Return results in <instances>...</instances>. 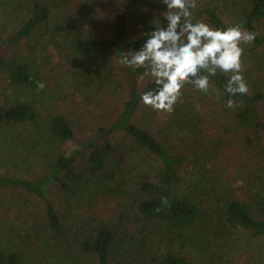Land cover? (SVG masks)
<instances>
[{
    "label": "trees",
    "instance_id": "1",
    "mask_svg": "<svg viewBox=\"0 0 264 264\" xmlns=\"http://www.w3.org/2000/svg\"><path fill=\"white\" fill-rule=\"evenodd\" d=\"M96 1L0 0V161L26 167L0 176V190L41 203L17 244L0 230V264H233L236 241H264V0H197L193 22L257 33L241 45L249 91L230 96L218 71L216 92L186 84L171 113L145 106L155 84L118 62L166 24V7L100 0L99 20ZM35 35L60 39L74 89L101 107L91 133L42 113L37 49L19 51ZM104 199L115 202L107 219Z\"/></svg>",
    "mask_w": 264,
    "mask_h": 264
},
{
    "label": "clouds",
    "instance_id": "2",
    "mask_svg": "<svg viewBox=\"0 0 264 264\" xmlns=\"http://www.w3.org/2000/svg\"><path fill=\"white\" fill-rule=\"evenodd\" d=\"M166 7L159 20L146 37L142 46L134 51L120 52L119 64L133 70L143 69L138 77L143 81L150 78L154 89L141 94V102L153 110L171 113L181 101L182 89L186 84L193 85L202 93L217 90L211 85L210 77L217 72L229 74L224 85L230 96L247 94L248 83L243 76L244 65L242 44L252 43L257 33L249 32L241 24L221 30L202 21L193 22V9L197 0H160ZM45 84L36 82L38 91ZM228 107L234 101H227ZM163 205L168 204L165 197Z\"/></svg>",
    "mask_w": 264,
    "mask_h": 264
},
{
    "label": "rangeland",
    "instance_id": "3",
    "mask_svg": "<svg viewBox=\"0 0 264 264\" xmlns=\"http://www.w3.org/2000/svg\"><path fill=\"white\" fill-rule=\"evenodd\" d=\"M97 14L99 20H105L108 13V5L103 1H96ZM98 26L96 25V28ZM104 32V28L98 30ZM58 40H51L48 35L33 36L20 47V52H25L26 46H35L38 58L37 67L41 75V82L45 84L43 93L41 94L42 102L46 103L43 114L60 113L68 115L78 123L79 128L84 129L87 134L91 133L98 125H100L103 115L101 107L91 103V99H87V95L91 92L78 91L73 87V82L67 71V65L61 57L57 49ZM93 95V94H92ZM91 95V96H92ZM95 99H92L94 101ZM79 119L78 121H76ZM157 117L156 120H158ZM160 120V119H159ZM81 132V133H84ZM5 159L0 161V176H18L26 177L23 172L25 166L16 167ZM184 173L189 168L183 170ZM0 200L4 206L0 208V230L3 231V237H8L7 242L17 244L20 236L19 232L30 228L31 216L37 217L41 213L40 201L25 195L12 194L9 191L0 190ZM98 208L99 216L107 219L114 207L115 202L104 199ZM29 222V223H28ZM22 225H24L22 227ZM22 234V232L20 233ZM242 239V238H239ZM247 239V238H245ZM234 250L230 255V262L233 264H264V241H236ZM29 252L28 246L25 247ZM24 264V263H23ZM28 264V263H25Z\"/></svg>",
    "mask_w": 264,
    "mask_h": 264
}]
</instances>
